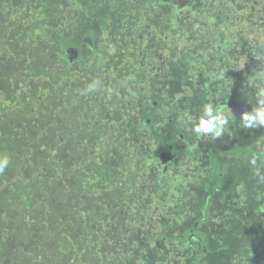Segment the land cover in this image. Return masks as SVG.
Instances as JSON below:
<instances>
[{
	"label": "rangeland",
	"instance_id": "obj_1",
	"mask_svg": "<svg viewBox=\"0 0 264 264\" xmlns=\"http://www.w3.org/2000/svg\"><path fill=\"white\" fill-rule=\"evenodd\" d=\"M104 1L56 0L55 8L44 10L38 0H0V264H160L149 256L156 247L167 257L161 263L185 264L176 261L172 241L159 247L158 240L196 226L205 193L194 188L208 176H193V160L182 157L181 177L194 184L179 194L161 168L145 163L156 146L149 140L153 132L140 126L161 115L145 104L154 94L166 97L156 98L164 102L165 116L155 126L162 122L172 131L181 125L187 138L181 149H223L218 161L230 167L218 168L213 178L224 172L226 184L233 185L228 193L246 194L235 187L239 166L221 161L234 151L232 144L245 143L262 156L251 160L258 162L252 191L253 179L264 176V47L257 50L264 41L263 0L255 22L246 18L257 11L248 0H196L190 10L177 12L165 8L164 0ZM74 31L82 61L68 68L57 39ZM193 93L200 95L196 102ZM242 93L255 95V117H241L234 129L231 115L217 122L227 116L212 111L219 98ZM93 123L102 127L101 135L89 128ZM131 123V146L120 162L131 171L119 181L120 166L107 158L118 146L106 140L110 131H125ZM205 161L199 164L203 170ZM106 171L111 180L97 177ZM118 188L124 197L118 193L113 201ZM215 198L212 219L198 229L210 243L230 237L221 244L239 255L226 264H264V236L250 250L251 225L217 212L224 198ZM222 217L235 224L219 237L214 230Z\"/></svg>",
	"mask_w": 264,
	"mask_h": 264
},
{
	"label": "trees",
	"instance_id": "obj_2",
	"mask_svg": "<svg viewBox=\"0 0 264 264\" xmlns=\"http://www.w3.org/2000/svg\"><path fill=\"white\" fill-rule=\"evenodd\" d=\"M39 2L44 4V10H46V6L49 7V9L51 8V6L53 8L56 7V0H38ZM196 0H164L162 2L163 6L166 8V6H171L174 10V12L177 11H181V10H190V7H192L196 2ZM104 2L108 3V0H105ZM264 2V0H263ZM248 3V5L250 7H255L257 9L258 6H261L262 2H258V0L254 1V2H250L251 4H249V0L246 2ZM261 10L254 11V8L251 9V13L246 15L247 19H251L252 21L255 22L256 19H260V14ZM48 18V16H46ZM254 18V19H253ZM49 20V19H48ZM96 21L99 22V26H101V28L105 27L106 24L103 21H100L98 18H96ZM264 22V20H262ZM263 28L262 25H260V29ZM77 36V32L74 31L72 34H70L69 38H64L59 37L58 42V49L61 50V57L63 60H65L67 62V67L70 68L71 64L81 62L82 60L79 58L78 60L75 59L74 62L71 61L70 59V55L68 53V50L70 48L73 47H77L79 48V51H81L82 48H80L81 45V41L79 43H77L76 41L78 40ZM75 37V38H74ZM73 38V39H72ZM88 38L93 39L92 35H88ZM164 42H168V40H164ZM80 44V45H79ZM90 47V46H89ZM92 47V46H91ZM90 47V49H91ZM258 47V51L259 53H262L263 51V47H264V41H262L261 43H259L257 45ZM81 54V52H80ZM82 78V75H81ZM214 90V89H213ZM206 91V90H204ZM237 94V93H236ZM249 93H247V95L245 93H242V95L240 96H235L234 98L237 99V101L239 102H243V104L245 106L248 107L249 110V115L248 117L252 116L255 117V113L252 114L253 108H251V103H253L251 101L252 98H256L255 95H253V97L251 98L250 95H248ZM192 101L196 102L197 98L195 97V93H193L192 95ZM197 96H200L199 94H197ZM200 99V97H198ZM258 104V103H257ZM148 117V116H147ZM152 121L150 124L153 125L152 131L153 134L150 137V141H154L156 148L159 147H163L165 142H168L169 144L173 145V138L174 136L172 134H169V130L166 131V133L168 132V134L166 135H160L157 134L156 129L157 127L155 126V121L154 118L149 117ZM148 119V118H147ZM231 119L234 121H238L240 118L238 117H233L231 115ZM119 125V123H118ZM135 125V123H131L128 125V128L125 131H122L118 128H116V130H112L110 131V134H116V139L111 135L110 138H108V140H106V144H108L110 147L115 148L117 145L118 148L115 151L109 152V149L107 150L109 152V155L107 158L109 159H114V163L115 165L120 166L119 168V173H121L122 176L118 177V180L120 181V177H127L128 173L131 171V166H129V163L125 162L123 164H120L121 161H123V156H125V152L126 150L129 151L128 148H130L131 146V141L129 140L130 137L134 135V131L135 129L133 128V126ZM117 126V125H116ZM115 126V127H116ZM132 127V128H130ZM148 128V125L146 123V120H144L140 126V128ZM89 128L93 131H95L96 133L100 134V130L102 127H100L98 124H91L89 126ZM145 128V129H146ZM100 129V130H99ZM151 129V126H150ZM119 133H122L121 136H119ZM138 133V132H137ZM180 133H183V130L181 128H178L177 130V135L179 136ZM256 133V132H255ZM175 147V146H174ZM101 149V148H100ZM120 149V150H118ZM174 150V149H173ZM106 151V152H107ZM105 152V151H104ZM156 152V151H154ZM34 154L37 155V152H34ZM238 155V156H237ZM147 156V155H146ZM232 156L237 160V162H235L234 164H232L233 166H235L234 168H237V166H239L240 168V177L241 182H235V187H239L242 186L243 189V193L246 192V194H242L241 191H238L235 193V191L233 190L232 193H228L226 190L228 188V186H232L233 185H227L226 184V180L221 179V176L218 178L219 180L215 181L213 178L214 172H217V169L219 167L222 168H228L230 167V165H227L224 167L222 166V164L218 165L217 161H214L213 165L217 164L214 166V169L211 170L209 172V176L207 178V183H203V185L201 184H197L199 187H196L194 189H196L200 194L204 195V198L202 199V205H201V216L199 217V219L196 221V226H192L190 229H186L184 231H182L181 235H179L178 237L175 236H165V234H161L160 239L158 240V242H160V246L161 247L165 241H172V245H173V251L174 252H178L177 254L179 255V258H176V261H183L185 262V264H211L210 262H217V264H226L228 262V260L233 259L237 254L236 252H231V249H229V247L225 244H221L225 243L226 240L228 238H230L228 235H226L227 239L221 237L220 242H218V244H214V243H210L209 239L201 232L200 229H198L200 226L203 225H207V223L209 222V219L211 218V215H213L212 212V205L211 208L210 204L212 202H216V198L215 196L222 194L223 198L221 202L222 206L220 207L219 204L216 203V205H218V209L217 212L220 213H225L227 214V218L232 214L233 215V220H236V224L240 225L241 224H246V225H251V227L253 229H251L250 233H252L251 235H254V240H252V242H250L248 248L251 250V248H254L257 245V240H259L258 237L260 236H264V176L261 177L259 176V179H253L254 182V186H253V192L250 189V185H249V181L247 183V181H243L245 180L243 177L245 175L251 174L250 176H258L256 175V169H257V164L258 162L255 161V163H248V161L251 162L252 158L253 159H258L261 158V154H256L255 150L253 149H249L245 146H241L236 144V146L234 147V151L232 153ZM227 157L231 158V155H227ZM39 161L42 160L41 158H37ZM143 162H141L142 164ZM257 163V164H256ZM264 167V166H263ZM261 167V168H263ZM259 170V169H258ZM110 171V170H109ZM106 171L103 174H98L97 177L101 178L104 181H108V179L112 178V174L111 172ZM264 171V168H263ZM253 172V173H252ZM223 174V173H222ZM258 174V173H257ZM252 178V177H251ZM261 178V180H260ZM111 180V179H110ZM173 182V187L175 190V182L177 183V187L180 189L182 187L183 188H188L191 184H194V180H192V178H179L177 181L171 180ZM179 181L181 183H179ZM189 181V182H186ZM191 183V184H190ZM179 184V185H178ZM234 184V183H233ZM241 184V185H240ZM182 185V186H181ZM120 196H123L124 190H122V188H118L116 194L113 195L112 200L114 201L116 198L118 197V194ZM230 194V195H229ZM124 197V196H123ZM215 198V199H214ZM214 199V201H213ZM219 201V200H218ZM227 202V205L225 206L224 203ZM244 211V212H242ZM184 212V211H183ZM181 212V213H183ZM211 214V215H210ZM248 214V215H247ZM225 217L219 218L221 219L220 222L218 223V229L214 230L215 232H217L218 236L220 237V233L222 232V229H230L233 230L232 226L235 224L231 223L228 224V219ZM233 222V221H232ZM247 228V227H246ZM248 230V229H246ZM239 234V233H238ZM242 234H244L242 232ZM231 235L235 236L233 234V231H231ZM237 235V234H236ZM240 236V234H239ZM157 245V243H156ZM176 245V246H175ZM218 247H215V246ZM224 245V246H223ZM215 247V248H214ZM251 247V248H250ZM155 252L154 250H150V257L152 258H159L160 262L158 260V262L160 264L165 263L167 257L166 255H162L163 251L161 249H158ZM151 249V248H150ZM176 255V254H175ZM245 255V254H244ZM207 260L210 259V262L208 260V263H206V258ZM146 264H150L151 261H148L147 259H145L144 261ZM163 262V263H161Z\"/></svg>",
	"mask_w": 264,
	"mask_h": 264
},
{
	"label": "flooded vegetation",
	"instance_id": "obj_3",
	"mask_svg": "<svg viewBox=\"0 0 264 264\" xmlns=\"http://www.w3.org/2000/svg\"><path fill=\"white\" fill-rule=\"evenodd\" d=\"M93 41L94 40L91 39V38H88V40H86L88 46H90V47L94 45ZM91 49H92V47H91ZM70 51H72L74 54H71ZM68 52H69L70 59H71L72 62H74V57L77 60L79 58L82 60V57H81L82 49H81V51H79V48H77V47L70 48L68 50ZM80 52H81V54H80ZM208 94L211 95V92H209ZM154 95H155V97H151L152 99L147 97L148 100L145 101V104H146V106H150L151 108H153L154 111H160L161 110V115H158V116L154 115V121L158 122V121H160V118L165 116V114L162 113L163 110H162L161 107H163V106H160V105H163L164 102H162L161 100H157L156 98L160 99V97H161V98H163V100H165L166 97L162 93H157V94H154ZM206 95H207V91H206V94L204 96H206ZM195 97L197 98V100H199L198 97H200V96H197V93H196ZM251 101L253 103H251L250 105H251V108H253L252 112H254V108H255V106L257 107V103L254 102L253 100H251ZM238 105L241 107L244 104H243V102L237 101V99H235L233 96L229 95L227 97H225V96L220 97L219 100H218V103H217V107H215L214 110H212V111H213V113L215 115L219 111H223V112L226 111L227 112V116L226 115L225 116L222 115L220 118L216 117V121L217 122H223L224 118L228 119L229 115H232L233 117H238L240 119H242L241 117H248V115H249L248 112H249L250 109H248V107L246 106L247 111L245 113L242 112V111H239L240 113H238V110L236 109V107ZM230 112H231V114H230ZM151 121L152 120L150 118L146 119V123L148 125V128H146V127L145 128L147 129L148 132H151L152 128H153V125L150 124ZM171 122H172V120H171ZM177 123L181 124V122H179V120H177ZM160 125L161 126L157 127L158 129H156L157 134H163V135L168 134V133H166L167 130L164 127V123L160 122ZM228 125H230L231 128L234 129L235 126L238 125V121L234 120V124H228ZM150 126H151V129H150ZM178 126H179V128L181 127V125H178ZM240 128H242V127L240 126ZM176 130H178V128H176L175 130L169 131L170 132L169 134H172L174 136V138H173V143L174 144L173 145L169 144L168 142H165V143H163L164 144L163 147L151 149V152L147 153V156L144 157L145 163L152 165L154 167V171L159 170L161 168L162 172L160 171V173H161L162 177L168 176L169 180H174V181H177L179 178H182L181 177V172H180L182 166H181V164H179V161L182 159V157H187L186 155H188V154H189L188 156H190L191 160H193L194 165L196 167V168H194L195 170H194L193 176H196L197 173H207V176H209V172L214 169L215 165L222 164L220 161H218L219 159H221L219 157H223V154H225V152L223 151L222 148H221V150H219L218 148H213L212 147V148H209V149L205 150L204 152L202 150V151H200L198 153L197 152H194V153L187 152V150L181 149V147H180V143H182V145H187V142H186L187 138H186L184 133H180L179 136H178L176 134V132H175ZM152 142H153V145H154V141H152ZM232 146H233V149H234L236 144L235 145L232 144ZM242 146H245V143H243ZM226 149H228V148H226ZM154 151H156V152H154ZM203 153L205 154L204 155L205 159H203L202 157H199ZM232 153L233 152L230 153L231 158L228 157V158H225V159H223L221 161L225 162V163H228V164H231V165L234 164L235 162H237V160L232 156ZM202 160H206L205 163L208 166L204 170L200 168L201 165L199 166V164L201 163ZM214 161H217L218 163L213 165ZM248 163L251 164L250 161H248ZM174 164L176 165L175 168L173 167ZM219 168H221V167H219ZM172 171H174L176 175H171L170 173ZM217 171H218V169H217ZM157 173L159 175V172H157ZM223 174H224V172H223ZM223 174L221 172L219 173V175L221 176V179L225 180V174L224 175ZM251 177H253V176H251ZM251 177H249L248 175H245L243 177L245 180H243V181H247V183H248V181L251 180ZM241 179H240L239 182H241ZM192 180H194V179H192ZM181 182L179 181V183H181ZM178 191H179V194L182 193L183 192L182 187L180 189L178 188Z\"/></svg>",
	"mask_w": 264,
	"mask_h": 264
},
{
	"label": "water",
	"instance_id": "obj_4",
	"mask_svg": "<svg viewBox=\"0 0 264 264\" xmlns=\"http://www.w3.org/2000/svg\"><path fill=\"white\" fill-rule=\"evenodd\" d=\"M236 109L238 110V113H240L239 111H242V112H244V113L247 111V108H246L245 105H243V106H241V107L238 105V106L236 107Z\"/></svg>",
	"mask_w": 264,
	"mask_h": 264
}]
</instances>
